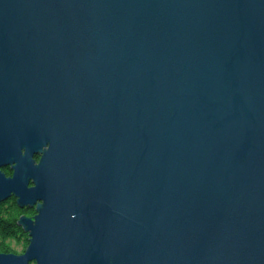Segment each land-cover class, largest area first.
Listing matches in <instances>:
<instances>
[{
  "label": "water",
  "instance_id": "water-1",
  "mask_svg": "<svg viewBox=\"0 0 264 264\" xmlns=\"http://www.w3.org/2000/svg\"><path fill=\"white\" fill-rule=\"evenodd\" d=\"M12 194L0 264H264V0H0Z\"/></svg>",
  "mask_w": 264,
  "mask_h": 264
},
{
  "label": "trees",
  "instance_id": "trees-1",
  "mask_svg": "<svg viewBox=\"0 0 264 264\" xmlns=\"http://www.w3.org/2000/svg\"><path fill=\"white\" fill-rule=\"evenodd\" d=\"M20 215V206L15 197L0 204V252L20 253L29 245L27 234L18 224Z\"/></svg>",
  "mask_w": 264,
  "mask_h": 264
},
{
  "label": "flooded vegetation",
  "instance_id": "flooded-vegetation-1",
  "mask_svg": "<svg viewBox=\"0 0 264 264\" xmlns=\"http://www.w3.org/2000/svg\"><path fill=\"white\" fill-rule=\"evenodd\" d=\"M51 144H52V139L50 138L48 133L46 134V132H44V131H41L38 133L37 138H36L37 150L33 154V159H34L36 164H39L41 162L42 157L44 155V151L48 150L51 147ZM1 169L8 177L13 176V174H14V169H13L12 165L3 166V167H1ZM33 185H35V183L32 181L30 183V186H33ZM12 197H15L17 199V196L15 194H12V196L10 198H8L7 200L12 199ZM7 200H5L3 202H6ZM3 202H1V203H3ZM37 211H38L37 210V204L34 207H29V206L22 207V206H20L21 215H20L19 220L24 215L29 216V217H35L37 214ZM18 224H19V221H18ZM20 226H22V225H20ZM22 228H23V226H22ZM23 230L27 234V237L29 238V241H30V234L27 233V231H25L24 228H23ZM20 253H22V252H20Z\"/></svg>",
  "mask_w": 264,
  "mask_h": 264
},
{
  "label": "rangeland",
  "instance_id": "rangeland-1",
  "mask_svg": "<svg viewBox=\"0 0 264 264\" xmlns=\"http://www.w3.org/2000/svg\"><path fill=\"white\" fill-rule=\"evenodd\" d=\"M27 233H29V232H27ZM14 243V242H13ZM15 245H16V243H14ZM17 246V245H16ZM18 248H20V247H18Z\"/></svg>",
  "mask_w": 264,
  "mask_h": 264
}]
</instances>
